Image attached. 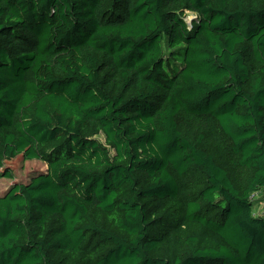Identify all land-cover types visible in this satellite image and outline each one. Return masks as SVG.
Returning a JSON list of instances; mask_svg holds the SVG:
<instances>
[{"label":"trees","instance_id":"trees-1","mask_svg":"<svg viewBox=\"0 0 264 264\" xmlns=\"http://www.w3.org/2000/svg\"><path fill=\"white\" fill-rule=\"evenodd\" d=\"M17 159L0 264H264V0H0Z\"/></svg>","mask_w":264,"mask_h":264},{"label":"rangeland","instance_id":"rangeland-1","mask_svg":"<svg viewBox=\"0 0 264 264\" xmlns=\"http://www.w3.org/2000/svg\"><path fill=\"white\" fill-rule=\"evenodd\" d=\"M196 17L193 13L187 12L186 20L190 23L191 19ZM99 139L104 141V136H99ZM20 159L12 161L9 166L14 168V178L0 179V195L8 191V189L15 183H27L37 173L43 172L46 169V164L42 161H27L25 166L20 167ZM262 196L258 193L254 198L255 206L254 212L256 215L264 216V202L261 200Z\"/></svg>","mask_w":264,"mask_h":264},{"label":"water","instance_id":"water-1","mask_svg":"<svg viewBox=\"0 0 264 264\" xmlns=\"http://www.w3.org/2000/svg\"><path fill=\"white\" fill-rule=\"evenodd\" d=\"M193 18L191 19L190 23L192 22Z\"/></svg>","mask_w":264,"mask_h":264}]
</instances>
